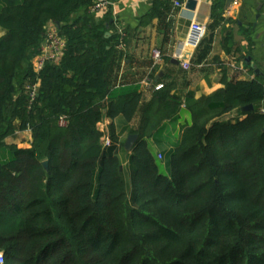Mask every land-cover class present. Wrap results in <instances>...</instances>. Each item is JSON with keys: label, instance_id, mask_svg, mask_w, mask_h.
Returning <instances> with one entry per match:
<instances>
[{"label": "trees", "instance_id": "16d2710c", "mask_svg": "<svg viewBox=\"0 0 264 264\" xmlns=\"http://www.w3.org/2000/svg\"><path fill=\"white\" fill-rule=\"evenodd\" d=\"M91 4L0 0L5 264H264V74L250 69L251 80H229L223 70V88L187 97L190 120L171 145L173 133L162 136L163 125L179 120L183 100L163 84L142 108L139 86L118 82L126 55L116 48V24L95 23ZM172 8L171 0H155L141 25L166 19ZM219 9L212 7V17ZM218 20L197 45L194 65L211 51ZM50 23L66 50L36 71L32 60ZM168 27L165 22L164 42ZM249 105L253 109L243 112ZM231 113L236 117L227 118ZM61 117L65 126H59ZM117 118L125 125L120 132ZM105 119L111 122L108 147L97 127ZM25 130L31 132L29 148L5 143ZM125 132L138 136L129 152L119 139ZM165 154L170 170L162 165L161 173Z\"/></svg>", "mask_w": 264, "mask_h": 264}, {"label": "crops", "instance_id": "0c3cea01", "mask_svg": "<svg viewBox=\"0 0 264 264\" xmlns=\"http://www.w3.org/2000/svg\"><path fill=\"white\" fill-rule=\"evenodd\" d=\"M185 1L183 0L184 5ZM195 1L197 4L194 11L186 10L183 5L181 9L172 8L164 20L153 18L142 25V18L150 11L155 0H112L113 7L109 11L90 15L95 23L109 19L116 26L123 28L125 48L122 52L126 55V59L121 64L118 82L135 83L139 86V92L142 94V108L153 94L150 86L142 84L145 77L150 75L152 78L151 75H154L151 53L154 49L162 53V60L156 66L158 70L155 75L158 77L152 79L157 84L169 85L172 94L183 100L179 120L176 123L167 122L163 125L162 136L173 133L171 145L178 142L182 125L190 120V115L184 108L187 97L197 100L223 88L220 81L223 70L226 71L229 80L232 78L251 80L253 75L250 69L253 72L258 69L264 74V0H241L233 9H228L232 0ZM215 5L220 9L215 15L217 17H212L211 10ZM82 14L83 11H80L79 15ZM215 20H218V25L212 32L211 51L200 64L194 65L192 60L196 47L190 44V39L196 33H202L201 40L208 37L210 27ZM164 21L169 25L166 34L167 42H164L165 32L162 28ZM193 25L199 27L195 33L192 31ZM50 28H57V26L50 23L47 29ZM225 33H231V41L228 43H225ZM2 35L0 31V36ZM36 57L32 60L33 65ZM247 58L251 59L253 67L246 65ZM182 60L190 63L189 70L182 69ZM140 116L139 111L129 125L131 129L137 127ZM228 116L227 118L233 119L236 114L231 113ZM110 123V120L105 119L97 127L101 131H107ZM114 124L117 132L125 126L120 118H117ZM127 136L125 132L119 139L125 141ZM23 137L26 139L25 143L19 141ZM5 143L14 144L18 148H29L31 132L30 130L16 132L8 137ZM154 148L156 149V146ZM120 159L122 165L127 166L124 153L120 154ZM125 181H130L129 175L125 177Z\"/></svg>", "mask_w": 264, "mask_h": 264}, {"label": "built area", "instance_id": "2783aa9c", "mask_svg": "<svg viewBox=\"0 0 264 264\" xmlns=\"http://www.w3.org/2000/svg\"><path fill=\"white\" fill-rule=\"evenodd\" d=\"M92 4L88 9L89 15H95L97 13H102L109 11L113 7L112 0H91ZM241 0H232L230 5L228 6V9H233L236 7ZM173 8L174 9H181L183 8V1L181 0H171ZM199 27L196 25L192 26V31L195 33ZM116 34L118 36L119 43L117 45V50L123 51L125 48L124 41H125V34L123 31V28L121 26H116ZM202 38V33H196L193 35L190 39V44L193 47H197L200 40ZM66 50V40L60 36L58 28H50L46 30L45 36L43 38V41L40 46V52L36 57L35 63L33 65L34 70L40 71L42 67L44 66V63L47 61H54L58 62L64 51ZM151 57L153 60V67L160 64L162 60V55L159 50H153L151 53ZM181 67L183 70H189L190 63L188 61L182 60ZM142 84L145 86H150L152 91H158L160 90L163 85L157 84L154 82L152 78H150V75L145 77L142 81ZM36 94V87L32 89V92L30 94L31 99H33L34 95ZM261 112L264 114V109L261 110ZM65 118L61 117L59 119V126H65ZM105 132V136L101 140V144L104 147L110 146L111 142ZM160 158V155L158 156ZM0 264H5V259L2 253H0Z\"/></svg>", "mask_w": 264, "mask_h": 264}, {"label": "water", "instance_id": "95a60500", "mask_svg": "<svg viewBox=\"0 0 264 264\" xmlns=\"http://www.w3.org/2000/svg\"><path fill=\"white\" fill-rule=\"evenodd\" d=\"M196 4L197 2L195 0H186L185 1V5L184 8L188 11H194L196 8ZM106 36H109V33L106 34ZM174 64H178L175 61H172ZM247 66L253 67V63L251 62L250 58H247L245 61ZM254 73L258 76H262L263 74L258 70L255 69ZM253 109L252 105L246 106L244 108H242L243 112H249ZM138 136L136 134H130L127 136L125 142H124V149L126 152H129L132 148V146L134 145V143L137 141ZM44 166L47 167V162H44Z\"/></svg>", "mask_w": 264, "mask_h": 264}, {"label": "rangeland", "instance_id": "374dc122", "mask_svg": "<svg viewBox=\"0 0 264 264\" xmlns=\"http://www.w3.org/2000/svg\"><path fill=\"white\" fill-rule=\"evenodd\" d=\"M154 50H157V49H154ZM227 117H229V116H227ZM19 141H22L23 143H25L26 142V139H25V137H23V138H20ZM160 162H161V169H160V172L161 173H163V171H164L163 168H162V165L163 166H166V168H167L168 171L170 170L169 157L166 154L164 155L163 160H161Z\"/></svg>", "mask_w": 264, "mask_h": 264}]
</instances>
